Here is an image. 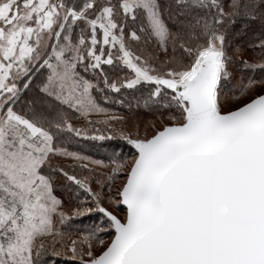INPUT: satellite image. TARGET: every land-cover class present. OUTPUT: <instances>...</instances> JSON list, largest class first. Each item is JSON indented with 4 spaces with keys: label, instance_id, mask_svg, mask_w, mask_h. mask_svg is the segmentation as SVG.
<instances>
[{
    "label": "snow or ice",
    "instance_id": "snow-or-ice-1",
    "mask_svg": "<svg viewBox=\"0 0 264 264\" xmlns=\"http://www.w3.org/2000/svg\"><path fill=\"white\" fill-rule=\"evenodd\" d=\"M0 264H264V0H0Z\"/></svg>",
    "mask_w": 264,
    "mask_h": 264
},
{
    "label": "trees",
    "instance_id": "trees-1",
    "mask_svg": "<svg viewBox=\"0 0 264 264\" xmlns=\"http://www.w3.org/2000/svg\"><path fill=\"white\" fill-rule=\"evenodd\" d=\"M105 107H113L115 111H122L121 109H119L118 106H112V105H105Z\"/></svg>",
    "mask_w": 264,
    "mask_h": 264
}]
</instances>
